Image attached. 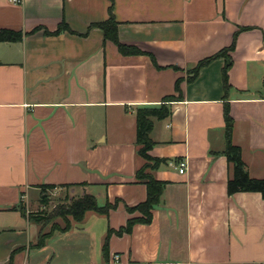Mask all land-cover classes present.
Instances as JSON below:
<instances>
[{"label": "crops", "instance_id": "obj_1", "mask_svg": "<svg viewBox=\"0 0 264 264\" xmlns=\"http://www.w3.org/2000/svg\"><path fill=\"white\" fill-rule=\"evenodd\" d=\"M20 1L0 0V30L22 36L0 43V264H264V199L228 195L232 171L221 155L227 107L248 176L264 180V0ZM110 6L120 42L145 55L123 56L90 29ZM61 23L71 33L51 35ZM234 35L227 89L221 57L188 82ZM170 96L148 153L165 161L152 173L165 183L160 202L149 225L109 237L106 261L108 231L139 218L126 209L147 196L135 179L145 164L135 111ZM43 186L116 205L50 232L38 248L39 227L12 208L30 193L40 202Z\"/></svg>", "mask_w": 264, "mask_h": 264}, {"label": "trees", "instance_id": "obj_2", "mask_svg": "<svg viewBox=\"0 0 264 264\" xmlns=\"http://www.w3.org/2000/svg\"><path fill=\"white\" fill-rule=\"evenodd\" d=\"M91 28H97L103 33L104 42H111L117 49V51L123 56H136V55H145L139 49L133 46H127L120 42L117 33V23L115 21L114 15L112 13V7L108 8V19L104 22L93 24L90 26ZM250 28H241L240 31H248ZM63 32H70L68 26L65 23H61L57 30L51 35H58ZM50 35L49 33H46ZM236 35L233 37L232 44L229 48H226L219 52L218 54L207 58L194 66L189 71V77L187 79L188 82L193 81L198 72L216 60L217 58H224L225 64L222 69V83L223 88L227 89L228 87V79L227 72L231 66V61L227 55L230 51L234 49ZM22 40V36L20 33L11 31V30H0V43L5 42H19ZM175 90L177 92L176 99H181V91H180V81L178 80L175 85ZM171 101H175L174 96H170L165 98L163 104L160 106L154 107H142L138 108L135 111V119H136V146H137V154L145 161V165L136 171L135 179L137 182L143 183L146 187V200L137 206L132 208H127L128 213H139L140 217L135 219H129L126 223V226L121 228L117 232L108 231V234L105 238V242L103 245V253L105 260L107 261L108 257V240L109 237L115 233L116 235L130 234L132 228L136 224L149 225L152 220V210L159 204L160 197L162 196L163 189L165 186L164 182L156 180L152 173L157 169V167L164 163L165 161L154 159L149 156V152L154 146V142L150 138V133L153 129V121L154 120H164L168 118L171 114L168 103ZM224 139H225V149L221 153L227 159L228 164L230 165L232 171V177L228 180L227 184V192L228 195L231 196L235 193L239 192H258L261 194L264 199V180H255L251 179L248 176L245 164L241 159L240 149L233 145L231 142V136L233 131V120L229 116V112L227 107L224 108ZM116 205V204H115ZM114 206L105 205L104 207H99L96 203V199L91 195H84L80 199L74 201L70 204L66 212L59 214L58 217H62L64 220V228H54L55 230L68 231L71 228V222L66 218V216H71L72 221L76 223H80L87 212H95L100 215H107L111 209H114ZM12 210L17 211L24 218H27L29 222L37 225L39 227L38 232V241L36 243V247L42 248L45 244L46 239L49 235H42L43 231L41 230L42 226L50 221L52 217L44 216V215H26L22 201L19 202ZM41 227V228H40ZM107 264V262L105 263Z\"/></svg>", "mask_w": 264, "mask_h": 264}, {"label": "rangeland", "instance_id": "obj_3", "mask_svg": "<svg viewBox=\"0 0 264 264\" xmlns=\"http://www.w3.org/2000/svg\"><path fill=\"white\" fill-rule=\"evenodd\" d=\"M72 190L73 189L70 188L59 190L54 186H43L40 202L32 203L34 197L32 193L29 195V204L22 202L26 215H44L46 217H52L50 221L42 226V228L40 227L43 231L42 235H49L56 227L60 229L64 228L65 222L61 215L58 217L59 214L66 212L71 203L82 197L80 192H78L79 190H74L75 193H73ZM30 202L32 204H30ZM111 206L115 207V204H111ZM66 218L72 224L71 216H66ZM10 223L11 221L8 220L5 225H10Z\"/></svg>", "mask_w": 264, "mask_h": 264}, {"label": "built area", "instance_id": "obj_4", "mask_svg": "<svg viewBox=\"0 0 264 264\" xmlns=\"http://www.w3.org/2000/svg\"><path fill=\"white\" fill-rule=\"evenodd\" d=\"M12 3L15 5H19L21 3L20 0H12ZM176 167L178 169V173L179 174H183L184 171L186 170V163L182 160L176 163ZM118 258L115 256V260H117Z\"/></svg>", "mask_w": 264, "mask_h": 264}]
</instances>
